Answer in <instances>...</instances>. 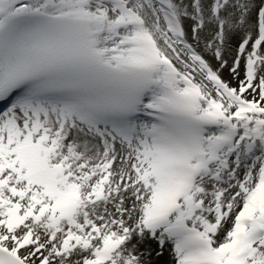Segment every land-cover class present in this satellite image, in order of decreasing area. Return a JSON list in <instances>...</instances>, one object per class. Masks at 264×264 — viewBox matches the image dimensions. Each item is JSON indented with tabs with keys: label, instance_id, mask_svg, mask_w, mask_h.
<instances>
[{
	"label": "snow or ice",
	"instance_id": "1",
	"mask_svg": "<svg viewBox=\"0 0 264 264\" xmlns=\"http://www.w3.org/2000/svg\"><path fill=\"white\" fill-rule=\"evenodd\" d=\"M166 253L264 264V0H0V264Z\"/></svg>",
	"mask_w": 264,
	"mask_h": 264
},
{
	"label": "bare ground",
	"instance_id": "2",
	"mask_svg": "<svg viewBox=\"0 0 264 264\" xmlns=\"http://www.w3.org/2000/svg\"><path fill=\"white\" fill-rule=\"evenodd\" d=\"M227 74V73H225ZM228 75V74H227ZM170 256L166 253L163 258H158L156 264H166V262L170 261Z\"/></svg>",
	"mask_w": 264,
	"mask_h": 264
},
{
	"label": "rangeland",
	"instance_id": "3",
	"mask_svg": "<svg viewBox=\"0 0 264 264\" xmlns=\"http://www.w3.org/2000/svg\"><path fill=\"white\" fill-rule=\"evenodd\" d=\"M228 74V73H227ZM227 74H224V78L225 79H228L229 78V75H227Z\"/></svg>",
	"mask_w": 264,
	"mask_h": 264
}]
</instances>
